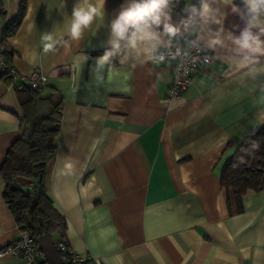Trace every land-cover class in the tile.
Wrapping results in <instances>:
<instances>
[{"label": "crops", "instance_id": "obj_1", "mask_svg": "<svg viewBox=\"0 0 264 264\" xmlns=\"http://www.w3.org/2000/svg\"><path fill=\"white\" fill-rule=\"evenodd\" d=\"M180 2L184 8L189 0ZM74 3L26 0L14 34L3 39L20 5L0 0L5 59L20 74L46 75L40 96L62 98L46 188L64 217L69 249L87 255L88 264H264V187L228 203L219 180L224 159L250 131L264 127V75L238 69L229 43L209 47L211 33L198 20L183 29L186 40L172 41L197 43L212 61L179 97L166 100L167 65L124 47L107 49L114 42L110 20L125 0H106L104 16L79 40L66 37L54 52H44L41 36L65 31ZM212 6L225 16V34L239 36L245 22L230 7ZM184 21L173 9L167 22ZM106 52L113 55L101 65ZM20 122L18 92L0 79V167ZM1 187L0 178V249L20 233ZM0 264L23 263L4 254Z\"/></svg>", "mask_w": 264, "mask_h": 264}, {"label": "trees", "instance_id": "obj_2", "mask_svg": "<svg viewBox=\"0 0 264 264\" xmlns=\"http://www.w3.org/2000/svg\"><path fill=\"white\" fill-rule=\"evenodd\" d=\"M18 2V18L4 25L3 39L14 34L24 14L26 0ZM193 5L199 7L200 0H195ZM172 7L185 18L182 26L169 23L178 29L175 39L181 41L184 38L183 29L194 26L198 18L193 16L189 19L190 14L182 11L180 0ZM160 30L163 31V24ZM123 47L124 41L114 40L107 49L120 52ZM0 79L10 84V78L5 72L0 71ZM15 90L18 92L21 109V132L10 144L0 167L1 197L19 232L31 237L32 244L41 254L42 264H67V250L57 248L59 242L68 248L62 238L64 217L46 188L49 167L56 152L62 98L54 95L42 97L39 89L26 86ZM219 180L227 192L228 203L232 197L239 204L243 195L264 187V127L250 131L224 159Z\"/></svg>", "mask_w": 264, "mask_h": 264}, {"label": "clouds", "instance_id": "obj_3", "mask_svg": "<svg viewBox=\"0 0 264 264\" xmlns=\"http://www.w3.org/2000/svg\"><path fill=\"white\" fill-rule=\"evenodd\" d=\"M174 3H178V0H125L118 14L110 20V42L124 41L126 53L132 55L142 54L147 59H162L160 49L165 43L164 38L171 45L178 34V29L167 22L171 20ZM213 4L230 7L231 12L245 22L239 36L232 32L225 34V16ZM105 5L106 0H75L70 23L65 31H49L41 36L44 52H54L57 46L67 42L66 37L72 41L79 40L94 20L104 16ZM182 11L190 14L189 19L197 17L206 26L211 33L207 41L209 47H223L226 42L229 43L238 69H247V74L253 78L264 75V63L261 62L264 57V0H241L240 5L234 3V0H200L199 7L189 0ZM162 24L163 31L160 30ZM212 24L220 25L219 29L214 31L210 27ZM179 51L177 48V54ZM112 55L106 52L100 58V64L108 62ZM127 58L126 55L123 59Z\"/></svg>", "mask_w": 264, "mask_h": 264}, {"label": "built area", "instance_id": "obj_4", "mask_svg": "<svg viewBox=\"0 0 264 264\" xmlns=\"http://www.w3.org/2000/svg\"><path fill=\"white\" fill-rule=\"evenodd\" d=\"M177 48L180 49L177 54ZM4 46L0 44V71L5 72L10 78V86L21 89L24 86L30 89H40L46 75L33 71L24 75L18 73L4 58ZM162 59H149L152 62H160L167 65L172 72V80L167 88L166 100L179 97L190 85L196 71L207 66L212 61V53L203 46L192 43L185 47L176 41L171 45L161 46ZM175 56V58H173ZM57 248L68 253L67 264H88L90 258L87 255L77 254L67 248L63 242H59ZM9 254L19 258L23 264H42L40 252L32 244L31 237L27 233H19L11 243L0 249V256Z\"/></svg>", "mask_w": 264, "mask_h": 264}]
</instances>
